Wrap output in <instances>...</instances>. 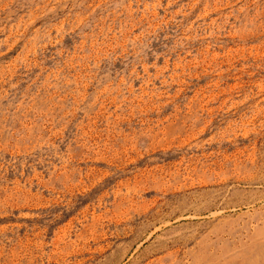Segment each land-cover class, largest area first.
Instances as JSON below:
<instances>
[{"label":"rangeland","instance_id":"374dc122","mask_svg":"<svg viewBox=\"0 0 264 264\" xmlns=\"http://www.w3.org/2000/svg\"><path fill=\"white\" fill-rule=\"evenodd\" d=\"M0 264H264V0H0Z\"/></svg>","mask_w":264,"mask_h":264},{"label":"bare ground","instance_id":"6f19581e","mask_svg":"<svg viewBox=\"0 0 264 264\" xmlns=\"http://www.w3.org/2000/svg\"><path fill=\"white\" fill-rule=\"evenodd\" d=\"M203 216V215H202Z\"/></svg>","mask_w":264,"mask_h":264}]
</instances>
